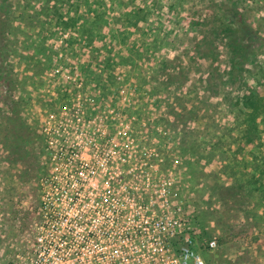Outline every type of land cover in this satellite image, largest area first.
<instances>
[{"label":"rangeland","instance_id":"374dc122","mask_svg":"<svg viewBox=\"0 0 264 264\" xmlns=\"http://www.w3.org/2000/svg\"><path fill=\"white\" fill-rule=\"evenodd\" d=\"M2 3L0 261L31 253L39 179L75 148L171 172L217 241L206 264H264V0ZM234 6L251 30L231 73L217 14Z\"/></svg>","mask_w":264,"mask_h":264},{"label":"built area","instance_id":"2783aa9c","mask_svg":"<svg viewBox=\"0 0 264 264\" xmlns=\"http://www.w3.org/2000/svg\"><path fill=\"white\" fill-rule=\"evenodd\" d=\"M40 178L31 253L0 264H206L217 247L169 172L130 171L124 153L58 155Z\"/></svg>","mask_w":264,"mask_h":264},{"label":"trees","instance_id":"16d2710c","mask_svg":"<svg viewBox=\"0 0 264 264\" xmlns=\"http://www.w3.org/2000/svg\"><path fill=\"white\" fill-rule=\"evenodd\" d=\"M242 10L234 7H226L225 11L217 14L219 18V26L222 27L221 34L225 37L226 47L229 50V61L231 65V73L241 70L248 59V54L245 43V33L251 30V27L246 25ZM236 20V22L234 21ZM234 21V23H233ZM9 24V15L5 13L4 3L0 4V30L6 28ZM250 97V98H249ZM252 92H247L242 98L244 106L255 111L257 107L253 104Z\"/></svg>","mask_w":264,"mask_h":264},{"label":"flooded vegetation","instance_id":"af4514ba","mask_svg":"<svg viewBox=\"0 0 264 264\" xmlns=\"http://www.w3.org/2000/svg\"><path fill=\"white\" fill-rule=\"evenodd\" d=\"M123 141H126V138L125 139H123ZM40 180V179H39Z\"/></svg>","mask_w":264,"mask_h":264}]
</instances>
